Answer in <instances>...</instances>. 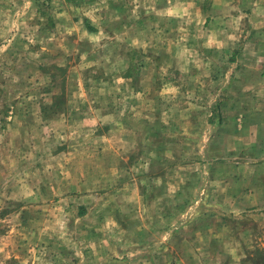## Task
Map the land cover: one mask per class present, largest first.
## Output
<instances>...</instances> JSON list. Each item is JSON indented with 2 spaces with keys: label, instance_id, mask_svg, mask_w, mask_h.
Here are the masks:
<instances>
[{
  "label": "rangeland",
  "instance_id": "obj_1",
  "mask_svg": "<svg viewBox=\"0 0 264 264\" xmlns=\"http://www.w3.org/2000/svg\"><path fill=\"white\" fill-rule=\"evenodd\" d=\"M210 3L0 0V264H264Z\"/></svg>",
  "mask_w": 264,
  "mask_h": 264
},
{
  "label": "crops",
  "instance_id": "obj_2",
  "mask_svg": "<svg viewBox=\"0 0 264 264\" xmlns=\"http://www.w3.org/2000/svg\"><path fill=\"white\" fill-rule=\"evenodd\" d=\"M219 3L221 12L210 17L207 46L221 53L235 48L237 53L235 62L241 71V77H236L237 98L241 97V113H237L241 123V204L254 207L264 198V0H211L208 5ZM230 10L235 12L230 15Z\"/></svg>",
  "mask_w": 264,
  "mask_h": 264
},
{
  "label": "trees",
  "instance_id": "obj_3",
  "mask_svg": "<svg viewBox=\"0 0 264 264\" xmlns=\"http://www.w3.org/2000/svg\"><path fill=\"white\" fill-rule=\"evenodd\" d=\"M83 213H84V209L83 208H80L79 216H81Z\"/></svg>",
  "mask_w": 264,
  "mask_h": 264
}]
</instances>
